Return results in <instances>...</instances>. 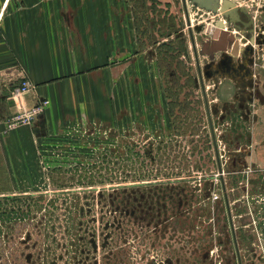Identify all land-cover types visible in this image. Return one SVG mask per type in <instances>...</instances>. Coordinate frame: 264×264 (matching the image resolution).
<instances>
[{
    "label": "rangeland",
    "instance_id": "obj_1",
    "mask_svg": "<svg viewBox=\"0 0 264 264\" xmlns=\"http://www.w3.org/2000/svg\"><path fill=\"white\" fill-rule=\"evenodd\" d=\"M200 1L125 0L140 77L107 125L51 136L35 185H0V264H264V41L215 49Z\"/></svg>",
    "mask_w": 264,
    "mask_h": 264
},
{
    "label": "crops",
    "instance_id": "obj_2",
    "mask_svg": "<svg viewBox=\"0 0 264 264\" xmlns=\"http://www.w3.org/2000/svg\"><path fill=\"white\" fill-rule=\"evenodd\" d=\"M141 53L125 0H0V185H35L52 135L112 121ZM23 79L33 88L17 103ZM44 99L32 124L7 127Z\"/></svg>",
    "mask_w": 264,
    "mask_h": 264
},
{
    "label": "flooded vegetation",
    "instance_id": "obj_3",
    "mask_svg": "<svg viewBox=\"0 0 264 264\" xmlns=\"http://www.w3.org/2000/svg\"><path fill=\"white\" fill-rule=\"evenodd\" d=\"M210 1L212 2V6H213L212 8L214 9V11H217L218 13L219 10L218 14H220L221 16V19L218 20L217 23L212 28H210L211 37L209 41L210 44L215 49L220 48L222 50H228L229 46L232 45V47H234L237 40L236 34L239 33L240 34L243 33L244 37L247 40H249V42L253 41L254 43H259L262 40L264 41V28L262 29V26L256 19L252 6H245L240 2L236 3L233 0H229L234 3L236 8H238L239 10L238 12L240 15L239 21H233L231 16H227L221 11V4L223 3L224 0H221L222 2L220 0H210ZM216 3H218L217 7L215 6ZM221 24H223V26H221ZM198 62H199V58H198ZM203 84H204V80H203Z\"/></svg>",
    "mask_w": 264,
    "mask_h": 264
},
{
    "label": "built area",
    "instance_id": "obj_4",
    "mask_svg": "<svg viewBox=\"0 0 264 264\" xmlns=\"http://www.w3.org/2000/svg\"><path fill=\"white\" fill-rule=\"evenodd\" d=\"M233 1L237 3L238 0ZM32 88L33 86L31 85V83L27 79H23L14 94L16 96L17 103L20 100V96L30 92ZM48 104L49 101L44 99L42 101H39L34 107L30 109L20 108V110L13 113L7 118V127L9 129H12L20 125L32 124L37 119V117L45 111Z\"/></svg>",
    "mask_w": 264,
    "mask_h": 264
},
{
    "label": "water",
    "instance_id": "obj_5",
    "mask_svg": "<svg viewBox=\"0 0 264 264\" xmlns=\"http://www.w3.org/2000/svg\"><path fill=\"white\" fill-rule=\"evenodd\" d=\"M199 3H201L200 0H196ZM185 7H186V0H183ZM215 6H218V3L215 4ZM221 11L227 15V16H231L233 21H239L240 20V15H239V10L238 8L235 7L234 3L229 1V0H224L223 3L221 4ZM189 23V22H188ZM221 26H223V24H221ZM191 31V30H190ZM191 39H192V44L195 50V55H196V59H197V66H198V71H199V77L201 80V86H202V90H203V94L205 97V103H206V108H207V113H208V117H209V121H210V125L212 127V122H211V114L209 111V106H208V102H207V97H206V93H205V86L203 84V78H202V74H201V70H200V66H199V62H198V56H197V52H196V48H195V40L193 38L192 32H191ZM213 141L215 143V138L213 135ZM215 148H216V143H215ZM216 153H217V157H218V152H217V148H216ZM218 161H219V157H218ZM240 264H241V259L239 258Z\"/></svg>",
    "mask_w": 264,
    "mask_h": 264
}]
</instances>
